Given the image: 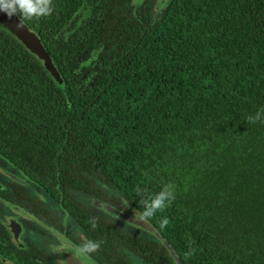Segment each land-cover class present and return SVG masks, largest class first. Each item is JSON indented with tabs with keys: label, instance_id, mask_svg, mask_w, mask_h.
Wrapping results in <instances>:
<instances>
[{
	"label": "trees",
	"instance_id": "obj_1",
	"mask_svg": "<svg viewBox=\"0 0 264 264\" xmlns=\"http://www.w3.org/2000/svg\"><path fill=\"white\" fill-rule=\"evenodd\" d=\"M52 5L24 21L58 80L0 25L2 158L77 163L138 215L167 190L146 221L182 264H264V0ZM154 238L139 251L174 264Z\"/></svg>",
	"mask_w": 264,
	"mask_h": 264
},
{
	"label": "flooded vegetation",
	"instance_id": "obj_2",
	"mask_svg": "<svg viewBox=\"0 0 264 264\" xmlns=\"http://www.w3.org/2000/svg\"><path fill=\"white\" fill-rule=\"evenodd\" d=\"M23 151L18 145L11 156ZM108 207L139 217L105 178L77 163H17L0 155V264H81L73 249L85 238L99 244L92 264H157L136 246L155 235Z\"/></svg>",
	"mask_w": 264,
	"mask_h": 264
},
{
	"label": "clouds",
	"instance_id": "obj_3",
	"mask_svg": "<svg viewBox=\"0 0 264 264\" xmlns=\"http://www.w3.org/2000/svg\"><path fill=\"white\" fill-rule=\"evenodd\" d=\"M53 11L52 0H0V12L5 13L9 18L14 15H18L23 20H31L33 18H39L48 16ZM22 26V24L18 25ZM250 122H256L257 117L249 116L247 118ZM264 122V120H259ZM170 187V186H166ZM172 194L167 190L160 191L154 197L149 196L148 199L143 200L147 211L139 215L140 219H146L154 215L158 210H162L165 207V201L171 200ZM168 223L165 219L161 227ZM95 227V224H93ZM99 248V244L95 241L84 239L83 243L74 246V256L81 260V264H92L90 253L96 251ZM192 251L185 253V256H191ZM174 255V264H179L178 258Z\"/></svg>",
	"mask_w": 264,
	"mask_h": 264
},
{
	"label": "water",
	"instance_id": "obj_4",
	"mask_svg": "<svg viewBox=\"0 0 264 264\" xmlns=\"http://www.w3.org/2000/svg\"><path fill=\"white\" fill-rule=\"evenodd\" d=\"M163 1L164 0H161V2ZM20 24H22V26H18ZM0 25H2V27L5 28V30H7L9 33L14 35L30 53L36 55L40 60H42L46 70L52 75L55 80H58V71L53 63L50 53L46 51L38 35L29 28L28 24L24 20L21 21L18 15H14L9 18L5 13L0 12ZM108 209L119 218H122L138 227L140 226L153 233L160 241H162L167 246L173 258V254H175V256L179 260V264H182L180 257L168 244L165 238L162 235L158 234V232L151 227L146 219L142 220L139 217L135 218L129 214L122 213L121 211L112 207H108Z\"/></svg>",
	"mask_w": 264,
	"mask_h": 264
}]
</instances>
